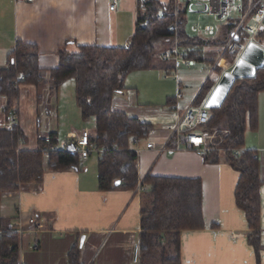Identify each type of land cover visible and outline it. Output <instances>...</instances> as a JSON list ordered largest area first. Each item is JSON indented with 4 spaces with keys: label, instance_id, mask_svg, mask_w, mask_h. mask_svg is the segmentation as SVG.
Segmentation results:
<instances>
[{
    "label": "crops",
    "instance_id": "0c3cea01",
    "mask_svg": "<svg viewBox=\"0 0 264 264\" xmlns=\"http://www.w3.org/2000/svg\"><path fill=\"white\" fill-rule=\"evenodd\" d=\"M139 1L119 0L111 11V0H37L33 3L0 0V68L7 66L17 41L38 47L40 66L45 71L58 67L59 51L66 46L70 50L78 46L127 48L135 33ZM220 34L221 30L217 36ZM202 52L204 60L195 61V65L188 68L194 69L198 63L212 65L220 55L218 47H205ZM156 64L159 74L153 73L151 77L159 82H165L162 79L164 71L172 73L178 69L173 60L159 58ZM226 70L224 73L229 72ZM203 71L206 70L200 72ZM141 72L145 71L131 75ZM223 74L218 76L213 66L210 74L198 76L203 81L199 90L185 92L182 88L186 87L178 77L176 93L172 85L159 93L142 89L141 81L147 75H136L138 84L133 86L129 79L126 80V90L113 98V111L153 126L147 139L133 144L139 156L140 183L136 190L117 188L102 192L98 188V171L94 175L82 168L47 171L40 181L24 185L19 191L4 193L1 199L4 224L14 231L20 227L24 231L22 263L69 264V253L77 246L84 264H139L142 192L138 189L139 186L146 189L142 183L147 176H152L200 179L202 182L205 228L182 232V264H264V185L260 191L261 249L257 253L249 241L251 230L245 213L236 205L235 191L240 174L225 161L207 164L195 152L183 148L173 150L170 144L171 126L194 106L204 84L208 80L217 84ZM67 83L55 95L48 87L19 86L20 95L13 106L19 116L18 127L24 134L22 149L36 151L41 148L37 136L43 135L38 132L43 121L46 135L43 137L55 134L59 145L75 143L73 136L86 130L93 136V131L82 122L77 123L78 128L63 126L60 129L48 123L49 118L59 120V109L56 103L51 105V101L54 103L62 96L61 90ZM178 93L183 95L181 99L177 98ZM7 106L8 99L0 96V128L10 125L4 112ZM75 116L81 117L80 110ZM29 123H36V131ZM148 143H154L155 148L148 149ZM244 149L256 152L264 181V92L258 95L257 130L247 131ZM92 154L82 161H88ZM32 218L42 229L36 230L29 225ZM35 244L37 249L34 250L31 246Z\"/></svg>",
    "mask_w": 264,
    "mask_h": 264
},
{
    "label": "trees",
    "instance_id": "16d2710c",
    "mask_svg": "<svg viewBox=\"0 0 264 264\" xmlns=\"http://www.w3.org/2000/svg\"><path fill=\"white\" fill-rule=\"evenodd\" d=\"M187 9L176 0H140L134 36L127 48L78 46L59 51V65L51 71L40 66L36 45L17 41L6 67L0 68V96L8 99L4 112L8 117L20 95V85L48 87L55 95L65 83L75 82V101L83 122L94 119L96 134L91 143L98 154V188L102 192L117 188L136 190L139 183V156L134 140H145L153 130L150 124L112 109L113 98L126 90V80L132 73L157 70L154 59L172 52L175 43L188 58L202 62L203 48L218 47L220 62L214 72L221 76L232 68L237 56L223 53L235 24L227 23L219 36L204 39L187 31ZM172 27L176 31H172ZM260 45L264 34L259 36ZM169 51V52H167ZM49 76V79H47ZM20 78H23L20 80ZM215 82L207 81L196 97L200 107L213 90ZM264 92V68L255 78L239 79L233 85L219 109H209L210 118L202 127L215 134L214 147L222 151L206 154L204 162L225 161L240 174L235 191L237 207L245 213L251 233L249 241L260 251L261 187L260 161L256 152L245 150L247 131L258 127V95ZM41 96V95H40ZM9 118V117H8ZM10 122V121H9ZM51 143L40 142L41 148L59 146L57 135ZM24 134L18 126L0 128V264H23L21 237L4 224L1 199L4 193L19 191L22 186L40 181L47 171L80 170V154L61 149L45 156L41 148L24 150ZM120 181V185L116 183ZM146 190L141 193V235L139 264H182L181 234L187 230L205 228L202 205L203 187L200 179L147 176ZM69 264H84L76 246L69 253Z\"/></svg>",
    "mask_w": 264,
    "mask_h": 264
},
{
    "label": "built area",
    "instance_id": "2783aa9c",
    "mask_svg": "<svg viewBox=\"0 0 264 264\" xmlns=\"http://www.w3.org/2000/svg\"><path fill=\"white\" fill-rule=\"evenodd\" d=\"M37 0H27L28 3H33ZM119 0H111L110 10L114 11ZM178 3V0H176ZM185 7L187 10L194 12L198 16H214L219 21L231 20L233 11H236L237 18L230 24L236 25V30L231 34L228 44L223 50V53L229 52L236 55V62L242 57L245 50L251 44H256L260 47L259 36L264 34V0H185ZM172 31H176L172 27ZM205 34H213V29H206ZM263 48V47H262ZM221 58V57H220ZM163 59L166 61L173 60L177 67L180 65L193 67L195 61L188 58L184 50L179 47L178 43L172 52L164 53ZM235 62V64H236ZM234 66V65H233ZM167 76H170V71H165ZM178 79V76H176ZM23 78H20L22 80ZM179 83V79H178ZM183 95L178 93L177 98L181 99ZM10 125H19V116L17 109H11L8 113ZM210 118L209 109L206 108V103L200 107L191 106L185 113L178 118L177 122L171 126L172 135L170 144L173 150L186 149L195 152L198 156L204 157L206 154L215 150L213 143V134L206 131L202 124ZM76 138L75 143H62L59 146H50L49 148H41L45 156H49L52 152L61 149H68L70 144H75L76 151L80 154L83 160L89 158L90 154L95 152L94 145L91 143L92 135L86 130ZM37 140L46 145L51 143V137L37 136ZM139 141L134 140V144L138 145ZM148 149L155 148L154 143L147 144ZM146 189L139 186L138 191L143 192ZM29 225L36 230L42 229V225L32 218L29 220ZM20 237L24 233L22 227L15 230ZM0 234L2 231L0 230ZM32 249H37V245H32Z\"/></svg>",
    "mask_w": 264,
    "mask_h": 264
},
{
    "label": "rangeland",
    "instance_id": "374dc122",
    "mask_svg": "<svg viewBox=\"0 0 264 264\" xmlns=\"http://www.w3.org/2000/svg\"><path fill=\"white\" fill-rule=\"evenodd\" d=\"M167 1V0H165ZM196 1V0H195ZM179 6L180 7H185V0H179L178 1ZM187 31L191 36L194 37H206L207 35L204 33V31L206 29H213V34H211V37H215L218 35V33L222 32V29L225 27V25L227 23L233 22L236 20L237 18V13L236 11H233L232 13V17L231 20L228 21H219L216 17L214 16H206V15H201L198 16L197 14H195L194 12H191L190 10H187ZM262 47L264 48V40L262 41ZM176 45V43H175ZM169 52V51H167ZM160 55V54H159ZM159 55L155 57L154 62L155 64L159 61ZM220 57L221 55H218L217 59L215 60V65L219 64L220 62ZM207 68H209L207 70ZM213 68V64L210 65L208 64L207 66L204 65V63H198L196 68H188L186 66L180 65L177 69V71H173L171 73L170 76L166 75V72L164 71L162 79H164L165 82H159L157 81V79L152 80L154 78L151 77V75H153V73H158L159 69H157L156 71H145V72H141L139 73L140 75H147L145 76L144 80L141 81L142 84H144V86H142V89H149L151 92L153 93H159L162 92L161 89L165 90L167 88H170L171 85L172 87H175L174 89V93H176L177 90V80H176V75H178L179 78L182 79V83L184 84V87H186L185 89L182 88V92H185V90H190V91H194L196 88H198L197 90H199L203 84V81L201 79H199V75L205 74L208 75L210 74V70ZM232 68L227 69L226 71L229 70V72L231 71ZM201 70H206L205 72H200ZM136 74V75H139ZM159 74V73H158ZM134 74V76H130L127 78L129 79V83L133 86L135 84H138V76H136ZM150 76V77H149ZM159 79V78H158ZM168 81V82H167ZM74 80H70L66 86H64L61 90V92L63 93L62 96H59L56 100V102H52L51 101V105L56 103V107L59 109V120L56 121L54 120V118H52V120H48L49 124H55V126H58L59 129L62 128L63 126L69 127V128H78L77 123H84L88 126L89 130L93 131V135L96 134L95 131V121L94 119L90 120L89 122H83V120L81 119V117L79 118V116L76 118L75 114L78 115V111L79 108L76 105V101H75V96H74ZM216 82H215V86L213 88V90L216 87ZM199 86V87H198ZM148 90V92H149ZM213 90L210 92L209 95H211V93L213 92ZM158 97V98H157ZM157 100L160 99V96L157 95L156 96ZM64 113V115H62ZM30 121V118L28 119V122ZM31 127H33L34 131H36L37 129V125H35L36 123H29ZM58 124V125H57ZM36 127V128H35ZM44 121L42 123V126H40V129H38V132L42 133L43 135L41 136H46L44 133ZM216 140V136L215 134H213V143ZM29 141V140H28ZM222 151V148L217 146L215 147L214 151ZM97 160H98V154L94 153L92 154V156L90 157V159L88 161H81V165H80V169L84 168V171L89 172L91 174H97ZM98 175V174H97Z\"/></svg>",
    "mask_w": 264,
    "mask_h": 264
},
{
    "label": "water",
    "instance_id": "95a60500",
    "mask_svg": "<svg viewBox=\"0 0 264 264\" xmlns=\"http://www.w3.org/2000/svg\"><path fill=\"white\" fill-rule=\"evenodd\" d=\"M264 68V48L251 44L242 57L234 64L230 72H226L217 83L206 102V108L219 109L226 100L235 82L239 79L255 78L256 72ZM75 144H70L68 150L75 151ZM120 181L116 185H120Z\"/></svg>",
    "mask_w": 264,
    "mask_h": 264
}]
</instances>
